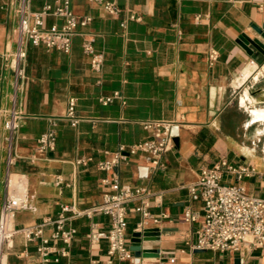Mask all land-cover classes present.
I'll list each match as a JSON object with an SVG mask.
<instances>
[{
	"label": "crops",
	"instance_id": "obj_1",
	"mask_svg": "<svg viewBox=\"0 0 264 264\" xmlns=\"http://www.w3.org/2000/svg\"><path fill=\"white\" fill-rule=\"evenodd\" d=\"M109 1L122 9L120 15L91 0H71L77 16L92 19L78 28L71 51L30 45L24 77L18 78L11 64L18 48L19 0H0V213L9 186H18L19 179L27 185L29 208L16 213L18 228L56 216L63 205L86 209L101 203L110 190L103 182L110 173L99 170L97 162L122 145L148 139L142 121L168 120L179 126V144L164 156L165 170L153 169L142 153L128 155L118 168L121 186L146 189L128 205V245L138 232L159 229L160 239L145 241L143 247L159 250L160 256L115 257L112 264H264V247L244 254L196 248L204 204L190 191L202 168L226 158L257 174L241 180L226 174L224 180L242 183L250 194L264 198V56L249 55L240 42L242 34L261 40L253 29L264 24L261 0ZM48 2L31 0L30 8L41 10ZM133 13L141 20H130ZM63 24L64 19L47 16L42 27ZM86 41L104 53L101 71L92 68ZM211 49L220 55L214 65L208 58ZM117 91L125 103H100ZM69 98L77 99L83 118L76 127L65 118ZM15 102L28 118L10 142L5 121ZM52 119L57 120L56 149L40 154L38 139L53 128ZM83 156L94 161L77 165ZM140 206L161 221L140 227ZM187 210L198 220H184ZM72 225L78 233L70 255L53 264H108L107 240L92 241L90 234L108 230L110 218L98 214ZM36 249L37 242L18 233L5 248L3 264H41Z\"/></svg>",
	"mask_w": 264,
	"mask_h": 264
},
{
	"label": "built area",
	"instance_id": "obj_2",
	"mask_svg": "<svg viewBox=\"0 0 264 264\" xmlns=\"http://www.w3.org/2000/svg\"><path fill=\"white\" fill-rule=\"evenodd\" d=\"M91 1L100 4L111 15L118 16L122 12V9L112 1ZM30 5L31 0H19L17 10L19 22L16 29L18 48L11 64L18 78L24 77L30 45L69 53L78 28L87 26L92 20L90 17L77 16L71 8V0H50L38 11H33ZM259 9L264 11V0L260 1ZM47 16L62 18L64 24L44 28L42 22ZM129 19L141 20L134 13ZM122 26H126L125 21L122 22ZM83 47L85 53L91 56L92 68L101 71L105 62L104 53L97 52L90 41L84 42ZM219 57V52L215 49L208 53L211 65H214ZM116 99L126 102L118 91L110 96L101 97L99 101L103 105H109ZM76 108L77 99L69 98L65 118L73 127L83 120L77 114ZM27 118L22 105L15 102L8 111L5 121V127L11 134L10 142ZM51 124L53 128L38 139L37 151L40 154L45 155L56 149L57 135L54 127L57 120L52 119ZM142 125L150 133L148 139L130 146L122 145L110 158L97 162L99 170L110 173V176L103 180L105 185H109L110 190L104 193L102 202L97 205L86 209H80L76 205H63L56 216L47 217L38 225L18 228L14 225L16 213L29 208L27 185L23 179H19L18 186L13 188L9 186L0 213V264L4 262L5 248L12 244L18 233H22L29 242H37L36 252L41 264L59 263L62 258L70 255L71 246L78 233L72 221L82 217L93 218L98 214L110 218V227L106 231L93 230L90 238L95 242L107 240L110 256L108 264H112L115 257L121 261L134 260V252L127 242L128 205L144 195L146 189L121 186L118 168L129 156L142 153L148 156L153 169L165 170L164 156L176 145L174 128L179 131V126L168 120L149 119L142 121ZM93 161V157L83 156L78 158L76 163L87 167ZM9 162L13 164V158H10ZM226 174L236 175L237 179L241 180L244 176H254L257 172L254 168L244 165L235 167L226 158L220 159L211 167L201 169L197 182L190 189L191 193L198 195L204 204L203 224L198 233L196 248L219 252L236 251L241 254L250 248H263L264 198L250 194L242 183L226 182L224 180ZM137 211L143 216L140 227L149 221L156 224L161 221L162 217L152 215L143 206L137 207ZM198 218V214L191 210L184 213V220L188 222L197 221ZM47 230H51L50 235L45 234Z\"/></svg>",
	"mask_w": 264,
	"mask_h": 264
},
{
	"label": "water",
	"instance_id": "obj_3",
	"mask_svg": "<svg viewBox=\"0 0 264 264\" xmlns=\"http://www.w3.org/2000/svg\"><path fill=\"white\" fill-rule=\"evenodd\" d=\"M254 31L258 34L260 39H252L247 34H242L240 37V42L242 46L247 50L249 55H254L255 52L260 53L264 56V24L261 27L254 25ZM174 135L176 145L179 144L178 129L174 128ZM161 236V231L155 228L145 229L143 232H138L136 237L131 240L132 246L131 250L134 252L137 258H148V257H159V250L157 249H147L143 247V242L159 240Z\"/></svg>",
	"mask_w": 264,
	"mask_h": 264
}]
</instances>
